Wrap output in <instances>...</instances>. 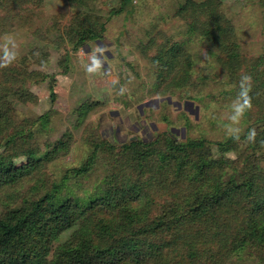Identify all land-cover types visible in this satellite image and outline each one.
I'll use <instances>...</instances> for the list:
<instances>
[{"label":"trees","instance_id":"trees-1","mask_svg":"<svg viewBox=\"0 0 264 264\" xmlns=\"http://www.w3.org/2000/svg\"><path fill=\"white\" fill-rule=\"evenodd\" d=\"M220 6L219 0H181L176 14L188 22V35L211 44V55L220 50L217 55L225 61L229 97L236 96L242 73L253 77L257 109L244 118V136L255 127L257 142H246L245 137L242 143L230 137L211 140L206 135L182 141L170 135L163 151L155 153L156 141L131 139L119 151L116 168L101 181L94 179L85 196L68 192L67 181L88 179L95 172L102 143L89 142L83 164L50 181L47 162L70 149L72 133L48 139L42 147L36 134L48 131L52 111L32 117L16 108L18 103L38 104L39 95L31 87L47 82L52 73L38 68L48 63L45 41L24 47L26 53L13 65L0 68V147L5 145L0 151V188L5 187L4 194L10 198L18 196L26 183L29 194L16 204L4 205L0 212V264H181L177 259L181 254L182 264H233L235 254L243 261L264 264V146L260 144L264 140V54H242L235 27ZM19 13L0 0V25ZM78 34L74 50L101 36V31L83 28ZM186 43L177 39L155 52L157 63L152 62V67L161 81L171 75L168 67L178 64L177 55L189 58L181 70L186 73L184 80L191 79L192 73L187 72L192 58ZM170 50L173 54H167ZM70 61L69 52L65 53L62 62L69 67ZM51 95L55 98L54 90ZM154 155L160 160L152 163ZM22 156L26 161L19 164L17 158ZM130 165L137 167L131 171L134 175L127 172ZM63 233L69 236L48 259L50 243Z\"/></svg>","mask_w":264,"mask_h":264},{"label":"rangeland","instance_id":"rangeland-1","mask_svg":"<svg viewBox=\"0 0 264 264\" xmlns=\"http://www.w3.org/2000/svg\"><path fill=\"white\" fill-rule=\"evenodd\" d=\"M122 1L86 0L81 4L78 0H4L8 10L20 13L0 25V42L5 34H12L20 46V55H24V47L41 46L40 41L44 40L48 63L40 64L38 68L52 72L47 82L31 87L39 95L38 104L18 103L16 108L20 114L32 117L49 109L52 111L48 131L36 134L42 147L48 139L55 141L65 133H72L70 149L47 162L46 177L51 181L66 169L80 166L89 155V142L102 143L93 168L95 172L88 179L80 177L67 181V191L75 195L85 196L94 179L101 181L111 173L117 166L116 159H121L119 151L124 150V144L131 139L156 141L159 148L155 153H160L170 135L182 141L202 135L211 140L228 138L223 128L224 117L235 97L226 94L228 75L224 71L225 61L218 59L220 50L211 55L208 41H199L196 35L191 37L186 33L188 22L176 14L181 0H128L121 9ZM219 1L225 18L235 27L242 54H264L262 1ZM83 28L99 30L101 36L74 50L72 43ZM177 39L187 40L186 51L192 58L187 73H192L191 79L184 80L182 76L186 73L181 70L189 58L177 55L178 64L174 62L168 67L173 76L161 81L152 67V62L157 63L153 56L157 50H165V44L169 42L171 46ZM68 52L69 67L62 62L63 55ZM167 54H173L172 50ZM89 68L94 70L89 71ZM166 86L170 87L164 89ZM52 90L56 93L55 98L51 95ZM189 95L197 98L192 99ZM166 98L171 99L167 101ZM146 102L150 104L146 105ZM256 109L254 107L252 111ZM241 127L245 132V119ZM244 137L243 134L241 143ZM4 149L5 145L0 147V151ZM213 149L217 156L215 144ZM228 155L234 156L232 152ZM154 156L150 159L152 163L160 160ZM17 160L19 164L26 161L23 156ZM124 160L122 158V162ZM131 171L136 172L137 167L128 166L127 172ZM130 174L134 175L133 172ZM148 174L146 171L145 175ZM27 188L24 183L18 196L15 194L10 198L4 194L5 187L0 188V212L4 205L16 204L28 196ZM101 216L107 217L104 213ZM68 236L69 233H63L50 243L48 259L54 258L56 246ZM177 259H181V264L185 263L182 261L184 255ZM235 263L256 264L252 259L243 261L238 254L233 256Z\"/></svg>","mask_w":264,"mask_h":264},{"label":"clouds","instance_id":"clouds-1","mask_svg":"<svg viewBox=\"0 0 264 264\" xmlns=\"http://www.w3.org/2000/svg\"><path fill=\"white\" fill-rule=\"evenodd\" d=\"M19 44L12 34H5L0 42V68H7L13 65L20 57ZM94 68H89V71ZM253 77L250 74L242 73L238 82V92L229 106V112L224 117L223 128L226 135L235 142H240L244 129L241 127L246 115L254 108L253 104ZM258 132L255 128L247 130L245 140L249 143L257 142ZM264 146V140L260 141Z\"/></svg>","mask_w":264,"mask_h":264},{"label":"water","instance_id":"water-1","mask_svg":"<svg viewBox=\"0 0 264 264\" xmlns=\"http://www.w3.org/2000/svg\"><path fill=\"white\" fill-rule=\"evenodd\" d=\"M162 99H163V98H162ZM170 99H171V98H169V100H170ZM144 104H145V103H144ZM144 104H142L141 106H143ZM149 104H150V103H147V102H146V105H149Z\"/></svg>","mask_w":264,"mask_h":264}]
</instances>
